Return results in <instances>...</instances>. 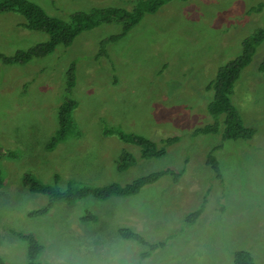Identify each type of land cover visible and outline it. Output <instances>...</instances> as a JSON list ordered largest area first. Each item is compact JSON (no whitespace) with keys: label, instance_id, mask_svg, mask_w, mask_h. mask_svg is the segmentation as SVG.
<instances>
[{"label":"rangeland","instance_id":"obj_1","mask_svg":"<svg viewBox=\"0 0 264 264\" xmlns=\"http://www.w3.org/2000/svg\"><path fill=\"white\" fill-rule=\"evenodd\" d=\"M29 1L65 21L76 12L131 10L134 4ZM22 21L18 14L0 15L2 54L46 41L45 34L19 27ZM263 27L264 0H173L107 44L105 55L98 56L100 45L120 32L117 24L84 31L69 47L59 45L23 66L0 62V146L17 153L0 165V259L27 264L26 243L13 235L22 232L37 238L43 247L38 260L47 264H233L238 251L264 264V72L259 71L264 41L231 96L244 126L254 130L252 138L222 142L219 134L192 135L213 122L207 112L212 92L206 87L217 69ZM71 65L75 84L69 97L77 104L73 130L48 151L58 129L57 107L68 95ZM106 128L157 143L172 137L179 141L163 157L141 160L137 146L104 135ZM122 151L137 162L119 172L114 161ZM209 154L219 165L220 179L206 164ZM164 169L181 172V177L174 182L165 176L134 196L56 203L43 216L27 217L47 197L22 186L25 172L64 190L69 183L126 185ZM197 209L199 217L187 223ZM86 213L96 222H82ZM120 228L138 234L146 245L121 238Z\"/></svg>","mask_w":264,"mask_h":264},{"label":"trees","instance_id":"obj_2","mask_svg":"<svg viewBox=\"0 0 264 264\" xmlns=\"http://www.w3.org/2000/svg\"><path fill=\"white\" fill-rule=\"evenodd\" d=\"M171 1L173 0H134L131 10L114 7L94 9L89 13H73L65 21L47 15L39 5L29 0H0V15L4 13L18 14L23 18L19 27L29 31H37L47 36L46 41L30 47L28 50L16 51L12 55H4L0 52V62L8 66H23L34 59L43 58L52 54L54 49L59 45L69 47L74 39L84 31H89L100 25L117 24L120 26V32L104 40L100 45L98 56L105 55L104 51L106 50L105 47L107 44L124 37L146 15L155 14L162 6ZM178 1L184 2L187 0ZM263 41L264 27L246 37L242 42L241 53L217 69L214 79L206 87L208 91L212 92V99L207 105V112L213 122L195 129L192 135L219 134L222 142L238 139L247 141L252 138L254 130L244 126L238 110L231 101V96L235 82L240 77L241 72L249 65L252 59L251 57ZM259 71L264 72V59L259 67ZM74 84V66L71 65L66 72L67 88L65 91L68 95L65 96L64 101L57 107L58 129L46 146L48 151H52L58 143L63 142L73 130L72 113L76 109L77 104L69 96ZM103 134L106 136L115 135L120 141L137 146L140 150L139 158L141 160L161 158L166 154L168 147L179 141L178 137H172L162 139L157 143L142 135L125 133L113 128H106ZM16 158L17 153L15 151L0 146V165L3 160ZM136 162L137 159L131 153L122 151L114 161V165L117 171L124 172L136 165ZM206 164L215 173L216 177L220 179L219 165L212 154L208 155ZM165 176H170L172 181L176 182L181 177V172H174L171 169L159 170L139 177L126 185L110 183L104 186L76 187L69 183L64 190L58 189L55 184H43L32 174L25 172L22 175L21 184L30 193H39L47 197L44 206L27 212V217L34 218L48 213L56 203L72 205L75 201L87 197L105 201L112 197L134 196L143 187L154 184ZM57 179L56 176L54 181L57 182ZM3 184L4 178L0 166V188L4 186ZM200 214L201 209L190 213L186 217L187 223H194ZM81 221L96 222V218L90 213H86L81 218ZM118 233L123 239L146 245V241L141 236L129 229L120 228ZM13 235L26 243L27 264H47L38 260L43 247L35 236L22 232H13ZM154 247L156 246L150 245L151 249ZM145 255L143 254L142 256ZM0 264L5 263L0 259ZM233 264H254V259L250 252L238 251L233 255Z\"/></svg>","mask_w":264,"mask_h":264}]
</instances>
